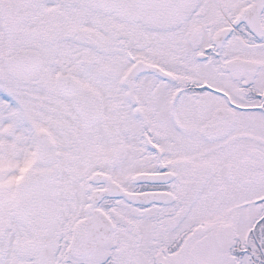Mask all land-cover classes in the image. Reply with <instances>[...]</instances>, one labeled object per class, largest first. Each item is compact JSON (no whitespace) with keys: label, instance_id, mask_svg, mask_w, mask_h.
I'll return each mask as SVG.
<instances>
[{"label":"snow or ice","instance_id":"1","mask_svg":"<svg viewBox=\"0 0 264 264\" xmlns=\"http://www.w3.org/2000/svg\"><path fill=\"white\" fill-rule=\"evenodd\" d=\"M0 264H264V0H0Z\"/></svg>","mask_w":264,"mask_h":264}]
</instances>
